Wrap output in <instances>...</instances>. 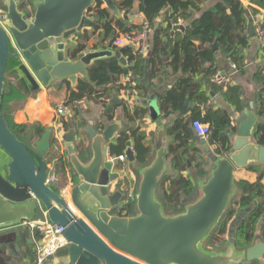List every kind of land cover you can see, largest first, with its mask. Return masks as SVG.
Here are the masks:
<instances>
[{"label": "water", "instance_id": "95a60500", "mask_svg": "<svg viewBox=\"0 0 264 264\" xmlns=\"http://www.w3.org/2000/svg\"><path fill=\"white\" fill-rule=\"evenodd\" d=\"M97 0H33L23 7L21 0H5L6 12L0 17V230L32 221L46 213L54 225L64 229L69 243V264H247L264 260V241L256 236L245 250H238L236 228L254 205L241 211L230 225V246L219 251L205 247L219 226L233 199L239 194L234 172L250 164H264V146L254 134L259 119L251 102L228 132L231 149L225 157L214 154L209 140L197 137L198 144L214 163L201 196L188 203L182 213L167 215L158 199L157 189L168 172L165 133L156 143L154 161L141 171L134 216H118L123 210L124 194L112 191L120 178L108 160V144L117 141V123L97 132L88 128L90 155L78 151L75 131L63 138L65 155L52 128L38 136L35 128L18 137L6 121L3 102L7 76L17 77L27 91L49 88L56 82L77 85L88 79V70L98 61L118 60L127 71L131 63L124 49L88 50L75 59L70 46L77 35L91 28L95 19L90 10ZM107 8L120 14L114 0H101ZM252 19L249 35L255 36ZM183 27H176V30ZM214 49L217 47L214 45ZM156 92L150 101L149 118H161ZM112 103L120 104L117 97ZM188 106L189 103L187 102ZM125 157L134 163L132 142L127 143ZM6 157L9 162L6 163ZM72 183L71 191L57 187L60 175ZM70 196V198L68 197Z\"/></svg>", "mask_w": 264, "mask_h": 264}, {"label": "trees", "instance_id": "16d2710c", "mask_svg": "<svg viewBox=\"0 0 264 264\" xmlns=\"http://www.w3.org/2000/svg\"><path fill=\"white\" fill-rule=\"evenodd\" d=\"M31 1L23 0V7L29 6ZM206 1L208 0H115L118 9L124 13L122 18H117L111 10L103 7L104 3L101 0H97L90 10V16L95 19L91 31L77 35L70 46V57L75 59L78 54L89 49L106 48L107 41L113 42L119 34L132 36L138 33L140 28L129 24L127 16L135 3H140V12L152 26L149 55L142 56L134 49L125 48L124 55L132 64L127 71L116 59L98 61L89 68L88 79H80L75 90L68 83L69 93L65 107H69L76 117L79 115L81 101L97 102L102 107L101 119L97 125L99 129H103L106 123H111L115 118L116 107L112 103V96L115 93L126 91L129 96L137 95L143 98L148 96V89L144 85L147 76L152 87H160L167 76L175 78L173 86L158 98L161 117L168 118L182 111L188 100L196 102L198 106L190 110V115H181L166 129L168 138L166 160L170 163V170L161 177L157 196L168 214L182 213L186 203L196 198L197 186L191 171L196 169L198 175L204 177L210 164L197 142L193 123L199 121L209 126L211 132L209 143L215 147L216 155H227L231 149L228 134L230 130H234L231 117L226 110L208 105L206 88L223 92L225 99L230 104H235L238 111H242L243 105L239 102L243 95L242 89L229 84L220 86L212 82V78L220 73L215 62L219 52L229 63L235 64L239 71L242 70L246 59L245 51L250 41L251 15L257 16L260 10H264V0H249L257 8L246 7L242 0H223L214 8L202 12V6ZM0 5H3L2 0ZM197 12H201L200 17L183 32L182 29L176 30V24L180 20L188 22ZM160 18L163 22L156 27ZM262 24L264 26V22ZM98 32L102 40L89 47L91 35ZM214 45L217 49L213 48ZM255 79L262 84V88L254 97L255 112L261 120L256 128L254 140L264 146V68ZM201 107H205V111ZM129 109L127 105L124 107V112L131 123L130 127L120 133L117 141L111 144L110 151L116 157L123 156L127 143L132 142L135 162L140 166H146L151 155L152 143L142 132L141 126L135 123L141 120L147 111L138 107L131 113ZM6 121L18 137H22L28 130L27 126L12 124L9 118H6ZM65 127L69 129L71 126L65 124ZM45 130V127L40 126L36 134L40 136ZM263 178L264 173H260L258 181L254 184L239 183L243 193L233 199L216 231L210 236L212 247L225 243V235L232 218L251 205L254 207L237 227V247L239 250H245L251 246L258 231L264 238ZM124 213L128 217L136 215V200L113 214L123 216ZM40 216L42 217V214Z\"/></svg>", "mask_w": 264, "mask_h": 264}, {"label": "crops", "instance_id": "0c3cea01", "mask_svg": "<svg viewBox=\"0 0 264 264\" xmlns=\"http://www.w3.org/2000/svg\"><path fill=\"white\" fill-rule=\"evenodd\" d=\"M4 1L5 0H3V2ZM222 1L223 0L206 1L202 6V12L214 8L217 4L221 3ZM243 3L246 7L257 8L256 6L252 5L250 2H247L245 0H243ZM139 5H140L139 2L135 3L133 9L129 11L127 17L129 24L141 28V25L144 22L145 17L140 12ZM103 7L107 8L105 4L103 5ZM111 11L114 14V16H116L117 18H122L124 16V13L120 10H119L120 14H117L113 10ZM200 14L201 12L194 13L190 21L188 22L184 21L180 26L177 27H183V30H185L187 26L192 24L193 21H195L197 18L200 17ZM250 19L254 20L253 25L255 30L256 24L264 22V10H260V13L257 16L251 15ZM162 22L163 19L161 18L158 19L156 27H159L162 24ZM250 25L251 22L249 21V28ZM86 31H91V28L87 29ZM121 35L122 34H119L118 37H116V39L119 38ZM100 40H102V36L100 35L99 32L94 35H91L90 41L88 42V46L92 47L96 42ZM113 42L112 40H108L106 43L107 47L104 49L110 48ZM125 48H131L135 50V46H133L132 44H127L121 48H116V49L112 47L114 51ZM147 55H149V52ZM123 56L129 61V58L127 56H125L124 54ZM245 56H246L245 64L241 71H239L238 69L234 71L231 68L232 64L229 63L219 52L217 53V59L215 62V66L220 69V73H227L230 75L228 84L242 89L243 95L242 97H240V101H239L240 104L242 103L243 105L242 111H238L235 104H230L225 99L223 92L216 90L212 91V89L209 87L206 88V92L208 95L207 96L208 105H212L214 108H220L226 110L231 117L232 126H236L237 118L244 113L245 109L249 107V104L251 102L254 103V112H255L254 97L262 88V84L258 83L255 78L256 75L264 68V46L262 42H260V40L257 38L256 34L254 37L250 36L249 46L245 51ZM124 81H127V79L126 80L124 79ZM174 81H175L174 77L167 76L165 78L164 83L160 87H152L149 82V76H147L144 80V85L148 89L147 90L148 96L143 98H140L137 95L129 96V93H127L126 91L115 93L112 96V101L114 97H117L120 104L118 106L115 105L116 114L114 120L111 123H106L104 128L108 125L117 123L120 126V129L115 134L116 139H118V136L120 135L121 132L128 130L131 124L129 122V118L126 116L124 112V107L126 105L129 106L130 108L129 110L131 113H133L134 109L138 107L146 109L147 111L146 114L142 117L141 120H137L135 124L141 126L142 132L146 134L147 138L152 143V151L147 165L151 164L156 157L157 154L156 143L158 141L160 132L164 131L165 133V140H166L165 149H166L168 144L166 129L168 125L176 121L183 114L190 115L191 114L190 110L198 106L196 102L188 100L187 101L189 103L188 106L185 104L184 109L182 111L175 113L168 118L161 117L155 121L149 118L150 109L149 106L146 105L144 102L150 101L156 92L163 93L166 90L170 89L173 86ZM7 83H8L6 89L7 92L5 94L4 102H3L5 118L7 119L9 118L11 123L14 125L27 126L28 129L30 128L37 129L40 126L45 127L46 129L52 128L55 136L58 139V141H55V143L61 145L62 147L61 153H63L64 155H65V149H64L63 138L68 134V132L75 131L76 134L74 140L78 148V151L82 152L83 150L86 149V156L88 158V156L90 155V145H91V139L88 135V128L90 126H93L97 132H101L104 129V128L99 129L97 125V123L101 119L102 107L95 101L83 100L79 103V115L75 117V113L72 112V110L69 107H65V102L67 101V97L69 93L68 83L71 85V88L74 90L78 86V83L77 85H74L68 81L56 82L49 88L42 87L38 91H27L23 85L18 83L17 77L12 75L11 71L8 73ZM60 108H64L66 111L62 115L58 113V110ZM204 108L205 107L203 108L201 107V109L205 111ZM260 121L261 120L259 119V122ZM65 124H69V126L71 127L69 129H66ZM111 144L113 143L107 145L108 160L110 162H113L114 164L113 172L120 174V178L112 184V191L120 190L124 194V198L121 201L124 204V199L130 192L133 191L134 193L135 192L138 193V188L141 178L140 173L142 169L145 168L147 165L140 166L136 162L134 163L128 162L126 157L124 162L120 161L118 157H116L111 153L110 151ZM210 146L215 154V147L212 145ZM204 154L209 159L210 167L206 168V175L204 177L198 175L199 179H195V180L193 179L194 183L197 186L196 198L192 202H187L186 204L194 203L199 199V197L201 196L200 184L201 182L206 180L207 175L214 168L213 161H211V159L209 158L208 154L205 151ZM225 156L226 155H222L218 157H225ZM5 162L6 163L9 162V159L7 157ZM166 162L168 164V171H169L170 163L167 160ZM253 166H256L257 168H254ZM192 171H194V169ZM260 173H264V164H250L246 168H237L234 172V178L236 185L238 187L239 194H237L236 197L242 195L243 193L242 189L239 187V183L248 182L254 184L258 181ZM262 183L264 184V178L262 179ZM55 184L57 187H60V189L63 190L65 189L66 191H68V195L73 186L72 183L69 182L64 177L63 174L58 177V180L55 182ZM68 197L70 198V196ZM166 214L177 215V214H168V213ZM123 216H126L125 213ZM40 217L41 216H39L36 219H39ZM261 225L262 224H260L259 226L261 227ZM258 235L260 236V240L264 241V238L261 236V232L258 231L256 233V236ZM39 240L40 237L37 232H32L27 229H11V228L1 229L0 230V264H32L36 258V245L39 242ZM256 241H258L257 237H255L254 242ZM259 263L264 264V260ZM48 264H69L68 247L60 249V251L56 254V256H54L49 261Z\"/></svg>", "mask_w": 264, "mask_h": 264}, {"label": "built area", "instance_id": "2783aa9c", "mask_svg": "<svg viewBox=\"0 0 264 264\" xmlns=\"http://www.w3.org/2000/svg\"><path fill=\"white\" fill-rule=\"evenodd\" d=\"M243 1V0H242ZM250 2L249 0H245ZM5 13L0 9V17ZM184 21L180 20L177 26H180ZM255 34L257 38L262 42L264 46V26L262 23L256 24ZM152 35V26L145 19L141 25V28L138 33H135L132 36L121 35L119 38L114 40L112 43L113 48H121L127 44H132L135 46V50L142 56H147L149 52V43ZM234 71L237 70V66L232 64L231 67ZM229 74L227 73H218L212 78V82L217 85L226 86L229 82ZM64 108H60L58 113L62 115L65 113ZM193 128L197 133V137L201 139L209 140L210 128L208 125H204L199 121L193 123ZM118 159L122 162L125 161V156H119ZM137 199V193L133 191L130 192L124 199V206L130 204L133 200ZM11 229H27L32 232H37L39 234L40 240L36 245V258L32 264H48L49 261L56 256V254L62 248H67L69 246L68 241L63 235L64 229L58 227L50 222L46 213H43V216L39 219L32 221H22L18 226L12 227Z\"/></svg>", "mask_w": 264, "mask_h": 264}, {"label": "rangeland", "instance_id": "374dc122", "mask_svg": "<svg viewBox=\"0 0 264 264\" xmlns=\"http://www.w3.org/2000/svg\"><path fill=\"white\" fill-rule=\"evenodd\" d=\"M208 167H210V164H209V166H207V168ZM192 172H194V173H192V176H193V179L195 180V179H199V177H198V173H197V170L195 169L194 171H192ZM235 218V217H234ZM234 218H232V220L230 221V223H229V226H228V229H227V234L225 235V243L224 244H222V245H218L217 247H212L211 246V244H210V238L208 239V241L205 243V247H207V249H209V250H213V251H219V250H221V249H223V248H227L228 246H230V244L228 243V241L231 239V238H229V236H228V231H229V228H230V225H231V223H232V221L234 220ZM216 231V230H215ZM214 231V232H215ZM214 232L212 233V235L214 234ZM235 240H236V233H235ZM237 249H238V247H237ZM239 250V249H238Z\"/></svg>", "mask_w": 264, "mask_h": 264}, {"label": "flooded vegetation", "instance_id": "af4514ba", "mask_svg": "<svg viewBox=\"0 0 264 264\" xmlns=\"http://www.w3.org/2000/svg\"><path fill=\"white\" fill-rule=\"evenodd\" d=\"M21 1L23 2V0H21ZM2 4H3V0H2ZM27 6H28V5H27ZM0 9H1V11L4 12V13L6 12V7L4 6V4H3L2 6L0 5Z\"/></svg>", "mask_w": 264, "mask_h": 264}]
</instances>
